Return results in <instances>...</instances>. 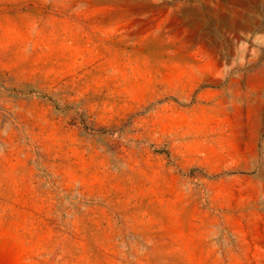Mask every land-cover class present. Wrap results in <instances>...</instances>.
I'll return each instance as SVG.
<instances>
[{
    "label": "rangeland",
    "instance_id": "374dc122",
    "mask_svg": "<svg viewBox=\"0 0 264 264\" xmlns=\"http://www.w3.org/2000/svg\"><path fill=\"white\" fill-rule=\"evenodd\" d=\"M0 264H264V0H0Z\"/></svg>",
    "mask_w": 264,
    "mask_h": 264
}]
</instances>
